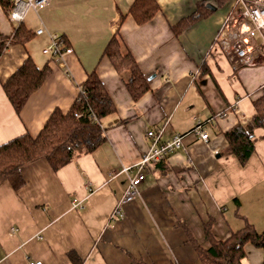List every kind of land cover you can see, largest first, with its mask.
I'll return each mask as SVG.
<instances>
[{
    "label": "crops",
    "instance_id": "crops-1",
    "mask_svg": "<svg viewBox=\"0 0 264 264\" xmlns=\"http://www.w3.org/2000/svg\"><path fill=\"white\" fill-rule=\"evenodd\" d=\"M133 1L50 0L21 21L43 33L24 46L8 45L1 55L0 143L25 132L35 136L56 107L66 112L93 70L116 113L101 122L106 141L92 153L56 171L44 158L35 160L21 168L25 184L18 190L0 183V264H72L69 250L84 264H200L188 236L208 248L209 219L216 239L227 238L244 219L264 228V128H252L254 150L245 165L225 152L224 132L252 123V101L264 95V55L237 63L225 49L236 30L226 23L234 0H155L158 12L144 24L128 13ZM192 15L200 16L176 36L172 27ZM18 24L0 6V34H12ZM116 30L122 52L153 75L137 100L125 87L129 73H118L102 57ZM50 32L63 35L71 48L64 55L69 76L42 52ZM28 55L39 67L47 64L50 74L16 114L2 83ZM195 117L213 118L207 141L185 137L165 167L146 170L123 217H113L127 175L112 172L137 162L148 130L164 125L169 137L190 130ZM244 250L242 264H263L261 248L247 244Z\"/></svg>",
    "mask_w": 264,
    "mask_h": 264
},
{
    "label": "trees",
    "instance_id": "trees-1",
    "mask_svg": "<svg viewBox=\"0 0 264 264\" xmlns=\"http://www.w3.org/2000/svg\"><path fill=\"white\" fill-rule=\"evenodd\" d=\"M5 14L11 10V0H0ZM200 6V5H198ZM158 12L155 0H134L129 7V15L137 24L150 21ZM200 15L181 19L172 27L177 36ZM122 18L120 19L121 22ZM35 32L20 22L10 35L0 34V57L10 44L26 45ZM64 38V36L62 35ZM65 45L68 46L64 38ZM102 57L108 59L118 72H128L125 87L133 100L139 99L149 90V75L143 74L130 52H122V41L118 30L106 44ZM207 70L202 66V72ZM50 74L47 64L39 67L30 55L2 83V89L14 112L18 114L29 96L36 91ZM255 113L252 123L238 122L224 132L227 141L225 152L233 154L241 165H245L254 150L252 128H264V95L253 99ZM116 113L115 104L104 83L95 70L87 74L79 87L76 98L66 112L54 108L42 128L35 136L25 132L0 143V183L7 181L14 190L20 189L25 180L21 168L44 158L49 166L58 170L78 156L92 153L105 141L106 135L101 122ZM79 114L80 117H76ZM166 162L156 164L165 167ZM167 169V168H164ZM169 170V169H167ZM171 170H175L171 168ZM212 219L204 224V233L210 243L208 248L200 246L191 236L188 241L194 247L200 264H242L245 246L250 244L264 252V228L257 230L244 219L243 225L230 232L225 239H216L211 234ZM181 223V222H180ZM67 257L72 264H84L75 251L69 250ZM138 264H146L137 261ZM264 264V256H263Z\"/></svg>",
    "mask_w": 264,
    "mask_h": 264
},
{
    "label": "built area",
    "instance_id": "built-area-1",
    "mask_svg": "<svg viewBox=\"0 0 264 264\" xmlns=\"http://www.w3.org/2000/svg\"><path fill=\"white\" fill-rule=\"evenodd\" d=\"M50 0H11V10L7 15L12 22L20 23L29 10H40L49 4ZM235 7L228 16V26L236 27L231 38L226 41V50L231 58L237 63H249L255 56L264 55V0H234ZM43 29L35 30V34L43 33ZM261 36V42L254 44L252 39ZM50 42L42 52L58 66L70 75L65 63L64 55L71 52V48L65 45L62 35L50 32ZM80 117L79 114H75ZM213 118L205 120L194 118L193 127L186 132H175L169 137H164L165 126L151 129L146 132L149 139L147 149L140 155L133 165L124 166L121 170L112 172L116 177L121 173L127 175L125 188L120 198L115 202L112 209L113 217H123V206L134 200L139 195V184L145 178L147 169H152L156 164L166 162L169 156L183 146L184 139L188 135L195 136L199 140L207 141L206 127L212 123ZM91 187V186H89ZM32 262L30 264H40Z\"/></svg>",
    "mask_w": 264,
    "mask_h": 264
},
{
    "label": "water",
    "instance_id": "water-1",
    "mask_svg": "<svg viewBox=\"0 0 264 264\" xmlns=\"http://www.w3.org/2000/svg\"><path fill=\"white\" fill-rule=\"evenodd\" d=\"M152 77H153V75H152V76H150V77H148V80H150Z\"/></svg>",
    "mask_w": 264,
    "mask_h": 264
}]
</instances>
